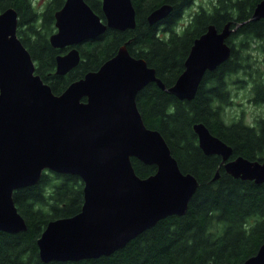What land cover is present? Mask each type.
<instances>
[{"label": "water", "instance_id": "obj_1", "mask_svg": "<svg viewBox=\"0 0 264 264\" xmlns=\"http://www.w3.org/2000/svg\"><path fill=\"white\" fill-rule=\"evenodd\" d=\"M101 10L103 18L85 0H64L55 11L56 30L49 43L54 48L71 47L56 56V74H66L79 63L76 46L85 40L107 28L136 25L131 0H101ZM171 10V5L162 4L148 14V23L159 22ZM260 17L264 0L256 5L252 19ZM17 21L12 8L0 13V230L26 229L13 192L35 184L45 170L79 176L83 204L74 216L46 224L37 239L43 262L110 255L158 220L184 214L197 181L180 171L166 141L145 126L136 104L137 93L149 82L165 89L155 70L131 56L124 44L96 71L56 95L35 73L34 62L16 35ZM235 31L230 23L220 31L208 25L193 40L182 73L167 91L191 99L205 72L230 56L225 40ZM192 127L203 153L219 155L226 173L264 182V157L226 161L232 148L203 123ZM131 157L155 165V173L140 178ZM242 264H264V242Z\"/></svg>", "mask_w": 264, "mask_h": 264}, {"label": "trees", "instance_id": "obj_2", "mask_svg": "<svg viewBox=\"0 0 264 264\" xmlns=\"http://www.w3.org/2000/svg\"><path fill=\"white\" fill-rule=\"evenodd\" d=\"M85 1L103 18L100 0ZM131 1L135 27L107 28L98 37L77 45L80 61L64 75L55 73L56 56L63 51L49 43L55 30L54 13L64 0H49L43 8L32 0H0V13L8 8L17 12L16 35L30 54L35 73L56 95L86 73L96 71L124 44L131 56L144 59L155 70L165 89L149 82L137 93L136 104L145 126L158 131L166 141L180 171L197 181L187 209L182 215L158 220L110 255L43 262L37 239L46 224L74 216L83 204L79 176L45 170L35 184L13 192L26 229L16 233L0 230V264H242L264 242V182L226 173L219 156L203 153L192 127L203 123L232 147L233 157L260 160L264 156V118L254 124L243 121L242 115L230 123L222 118L225 108L232 104L228 84L251 83L255 102H264V89L260 92L264 84L257 82V72L240 55L250 40L264 38V17L252 19L261 0H215L208 11L199 6L180 30L179 19L194 0ZM162 4L171 5L172 10L159 22L149 24L148 14ZM227 23L230 28L236 27L225 40L230 46L228 59L205 72L191 99L169 93L167 89L184 69L193 40L208 25L220 31ZM230 78L233 81L229 83ZM131 162L140 178L156 171L155 165L134 157ZM216 172L218 177L214 179Z\"/></svg>", "mask_w": 264, "mask_h": 264}, {"label": "rangeland", "instance_id": "obj_3", "mask_svg": "<svg viewBox=\"0 0 264 264\" xmlns=\"http://www.w3.org/2000/svg\"><path fill=\"white\" fill-rule=\"evenodd\" d=\"M38 7L43 8L49 0H32ZM101 1V0H100ZM215 0H194L192 5L186 9L183 13L177 25L178 30L185 24L190 18V15L198 10L199 6H202L204 10L208 11ZM55 31V30H54ZM249 56H248V55ZM240 55L245 57L254 71L257 73L255 78L257 82L264 84V42L260 40H250L247 44L246 49L241 50ZM258 74V75H257ZM251 78V76H250ZM230 80V81H229ZM229 83L233 81L230 78ZM253 85L251 83L246 84H228L227 90L229 89L230 96L232 97V104L225 108L222 116L226 123H230L232 120L243 117V121L254 124L255 120L264 117V102L256 103L254 100Z\"/></svg>", "mask_w": 264, "mask_h": 264}, {"label": "flooded vegetation", "instance_id": "obj_4", "mask_svg": "<svg viewBox=\"0 0 264 264\" xmlns=\"http://www.w3.org/2000/svg\"><path fill=\"white\" fill-rule=\"evenodd\" d=\"M217 29V28H216ZM218 30V29H217ZM219 31V30H218ZM262 43L264 42V38H262L261 40H260ZM71 47L70 46H67V47H63V48H57V49H59V50H61V51H63V52H61V53H59L58 55H60V54H65L69 49H70ZM69 72V71H68ZM64 75V74H63ZM264 88H260V92L263 90ZM262 118H264V117H262ZM227 144V143H226ZM228 145V144H227ZM230 146V145H229ZM231 147V146H230ZM232 148V147H231ZM214 155H216V154H214ZM216 156H219V155H216ZM239 155H236V156H232V153H231V155L228 157V159L226 160V161H230V160H233V159H235L236 157H238ZM220 157V156H219ZM243 157V156H242ZM264 157V156H263ZM262 157V158H263ZM262 158L260 159V160H257V161H261L262 160ZM220 159H221V163L223 164V162H222V158L220 157ZM225 161V162H226Z\"/></svg>", "mask_w": 264, "mask_h": 264}]
</instances>
